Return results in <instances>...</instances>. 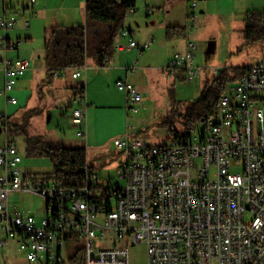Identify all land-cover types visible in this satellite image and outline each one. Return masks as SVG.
Segmentation results:
<instances>
[{
  "label": "built area",
  "instance_id": "2783aa9c",
  "mask_svg": "<svg viewBox=\"0 0 264 264\" xmlns=\"http://www.w3.org/2000/svg\"><path fill=\"white\" fill-rule=\"evenodd\" d=\"M3 7L0 67L5 82L0 97L7 107L18 104L10 94L31 63L8 57L21 41L7 37L17 22ZM191 8L199 9L198 1ZM128 14L137 15L138 9L132 7ZM196 21L195 14L188 17V36ZM121 36L128 39V49L140 53L153 43L149 39L138 44L129 28ZM115 49L123 51L124 46L115 44ZM196 49L188 38L186 51L166 68L167 76L184 73L188 83L200 78L205 69L196 66ZM221 71L214 70L215 77ZM86 72V65L77 68L72 78L79 80ZM116 87L125 93L128 110L135 112L142 94L129 81L119 80ZM76 93L71 119L85 127L77 135L87 140L85 86ZM10 123L7 111L0 113V253L14 241L32 264H64L67 243L76 239L71 258L83 253L85 264H132L131 249L139 245L146 246L147 264H264V56L228 86L217 112L189 135L154 146L135 126L129 127L115 140L124 162L108 188L92 184L99 178L96 174L88 173L82 187L61 188L47 177L24 173ZM188 170L194 174H181ZM15 193L43 197L46 218L13 208L10 198Z\"/></svg>",
  "mask_w": 264,
  "mask_h": 264
},
{
  "label": "rangeland",
  "instance_id": "374dc122",
  "mask_svg": "<svg viewBox=\"0 0 264 264\" xmlns=\"http://www.w3.org/2000/svg\"><path fill=\"white\" fill-rule=\"evenodd\" d=\"M195 1L205 11V14L196 12L197 21L190 37L197 46L196 66L205 69L195 82H186L184 73L167 76L166 68L176 54L185 51L187 38L169 42L163 39L161 32L153 34L152 21H162L165 9L157 8L153 15H145L141 10L142 2L137 1L136 8L140 11L137 16L128 14L124 27L136 32L134 39L139 44L154 39L155 42L148 50L140 53L138 49L132 52H119L115 49V57L108 62V66L99 67L90 47L84 77L74 80L67 76V85L62 89L58 85L61 80L50 77L47 72L43 75L39 73L26 92L29 97L27 105L21 108L10 107L9 115L13 120H20L28 109L37 110L28 132L33 136H44L46 140L64 147L86 148L88 161L99 177L98 180L92 179V184L95 187H110L113 181H117L124 162L115 140L126 135L129 127L135 126L139 136L151 145H167L174 138L175 132L160 125L173 119L174 129L180 133L183 131V114L200 98L204 85L215 77L214 70L249 68L259 63L264 56V40L248 43L245 38L244 16L237 12L235 1L223 0L219 4ZM189 3L192 4V1ZM258 5H262L259 10L264 12V0ZM43 42H37L41 49ZM128 42L120 34L116 46L126 47ZM32 65H35L34 61ZM129 68L132 70L128 77ZM119 80L129 81L142 94L143 100L135 112L128 110L125 93L117 89L116 82ZM82 85L85 86L89 104L87 140L77 135L85 127L73 124L70 117L75 108L72 90H77ZM16 144L23 157L21 167L24 173L36 177L52 176L54 168L50 159L27 156L23 135L16 136ZM181 174L190 177L194 171H182ZM10 205L22 212L31 211L38 220L46 218V203L39 195L15 193L10 198ZM75 242L77 240L73 239L67 243L68 253L64 254V264H73L71 257L75 254ZM147 261L145 245L131 249L132 264H147ZM0 264L32 263L26 260L19 251L18 244L13 241L7 250L0 253Z\"/></svg>",
  "mask_w": 264,
  "mask_h": 264
},
{
  "label": "trees",
  "instance_id": "16d2710c",
  "mask_svg": "<svg viewBox=\"0 0 264 264\" xmlns=\"http://www.w3.org/2000/svg\"><path fill=\"white\" fill-rule=\"evenodd\" d=\"M135 0H86V23L68 27L57 26L45 32L44 50L48 62V74L55 77L77 68L84 67L90 54L94 52L99 67H106L115 57V44L125 29L124 23L128 10L136 7ZM245 38L248 43L264 40V13L253 10L245 15ZM185 30L170 27L166 31L168 40L184 37ZM247 68H226L219 76L207 82L200 98L192 103L183 114V131L174 129L173 119L160 126L175 132V137L189 135L208 116L217 112L221 96L228 86L240 80ZM81 87V86H79ZM75 93L74 95H76ZM38 113L32 110L25 114L21 124L10 123L11 134L23 135L26 142V154L29 157L50 159L54 171L47 179L61 188L82 187L87 182V174H96L88 161L86 148L64 147L44 136H33L28 130L31 119ZM73 264H85L83 253L71 258Z\"/></svg>",
  "mask_w": 264,
  "mask_h": 264
},
{
  "label": "crops",
  "instance_id": "0c3cea01",
  "mask_svg": "<svg viewBox=\"0 0 264 264\" xmlns=\"http://www.w3.org/2000/svg\"><path fill=\"white\" fill-rule=\"evenodd\" d=\"M190 1H192V3L195 2V0H174L171 2H168L167 0H147L146 4L142 3L141 10L146 13L145 15H153L155 9L164 8L165 9L164 19L162 21L153 20L152 21L153 29L151 30V32L153 34H155L156 32L160 34L161 32L163 39L169 42L177 41L183 38H187L188 41V38L191 40L190 37L194 33L193 32L188 36L186 32L187 26L189 25L188 17L191 14H195L197 19L196 12L200 14H205L204 9L200 7V5H199L200 9L193 10L191 8L192 4L189 3ZM208 1L209 4L210 3L219 4L223 0H214V1L208 0ZM233 1L237 3V12L242 16H244V18L247 13L253 10L260 11L259 8H261L262 6V5H258V3L261 0H233ZM29 4H30V0H26V1L0 0V15H3L4 13L3 6L6 5V12L8 16L11 19L16 20L17 22V28L15 30L6 32L7 37L11 41H21V44L18 47V49L9 52L8 57L10 59L21 58V59H28L31 61L30 70L25 74L24 77H22L19 80L16 88L10 94V96L17 98L18 104L8 105L6 107L5 98L0 97V113H5L7 111L8 115H9L10 107L21 108L22 106L27 105L28 103L27 100L29 99V97H27L26 92L27 90H30L31 82L39 73L43 75L45 74V72L48 73L49 71L48 62L46 60V54L44 50V42L42 49L39 48V45L37 44V42L39 43L40 40L44 41L45 32L57 26L74 27L82 24L84 25L87 19L86 0H36L35 4H33L32 6H30ZM148 9H151L152 13L148 14L147 12ZM139 11L140 10L138 9V13ZM260 12L264 13L263 11ZM26 23H29L28 27L26 26ZM170 27H179L185 30L184 37L168 40L166 38V31ZM131 30L134 32V36H135L136 32L133 29ZM3 33L4 32L0 30V34ZM146 41L148 40H145V42ZM187 41L185 42V51H186ZM153 42H155L154 39ZM128 45L129 42L128 44H126V47H124L123 50L124 52L125 51L132 52L134 50V49H128ZM123 51H119V52H123ZM32 61L35 62V65H32ZM131 70H132L131 68L127 69L128 77L130 76ZM67 76L73 79L70 71H66L63 74H59L54 77L61 80L60 84H58L59 88L62 89L65 88V85H67V81H66ZM4 82H5L4 73L0 67V90L4 87ZM75 93L76 90H72L71 97L72 96L74 97ZM32 110L35 109H28L27 111H25L22 114L20 120L19 119L13 120L9 115L11 123L21 124V121L25 116V114ZM88 111H89V107H88ZM87 117H88V112H87Z\"/></svg>",
  "mask_w": 264,
  "mask_h": 264
}]
</instances>
